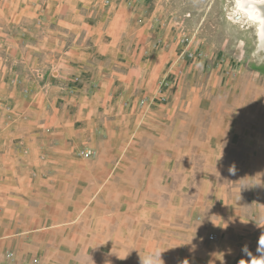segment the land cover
<instances>
[{"label":"rangeland","instance_id":"rangeland-1","mask_svg":"<svg viewBox=\"0 0 264 264\" xmlns=\"http://www.w3.org/2000/svg\"><path fill=\"white\" fill-rule=\"evenodd\" d=\"M106 1L0 6V248L20 264H140L154 247L165 264H249L264 227L254 29L236 0ZM93 60L91 101L72 81Z\"/></svg>","mask_w":264,"mask_h":264},{"label":"crops","instance_id":"crops-1","mask_svg":"<svg viewBox=\"0 0 264 264\" xmlns=\"http://www.w3.org/2000/svg\"><path fill=\"white\" fill-rule=\"evenodd\" d=\"M1 1V0H0ZM5 0H2V2H0V6L1 5H8V3H3ZM7 1V0H6ZM70 3H74V4H78V6L76 8H78V11H82V7L83 5H87V2H89V0H68ZM14 3L13 2V6H14ZM106 3H110V1L108 0V2L106 1ZM4 7V6H3ZM5 11L6 9L3 8ZM2 10L0 11V19H3V18H6V14H5V11ZM7 12V11H6ZM77 12V11H76ZM90 17L92 20H94V7L91 8V12L89 13ZM119 29L117 30H113L111 29L110 31L108 30L107 32H105V34H108V36H115L119 31ZM122 30V29H121ZM94 33V31H93ZM80 75L81 77L79 76H75V77H78L79 80L77 82L74 81V78H73V81L74 82V85L75 86H78L79 87V84L81 85L80 88L78 89L79 92H82V98L83 99H88L90 98L91 101H94V79H96L98 76H103V72L100 70V69H94V60L89 64V65H83V66H80ZM72 79V78H71ZM82 83V84H81ZM89 90V93H90V97H87L85 93H87L86 91ZM84 95V96H83ZM87 114H89L90 116H94V104L92 105V107H90L89 111L87 112ZM93 119V117H92ZM25 142L26 139H24ZM258 230H261V233L260 234H263L264 235V227L261 226V225H258ZM261 236V235H260ZM258 239L259 237L256 238V241L254 240V249H253V255L254 256H258L259 254L257 253L256 249H257V242H258ZM230 254H229V258H230ZM228 255H223V258L224 259H227ZM234 258H236L235 260H243L244 259V255H240V253L236 250L235 253H234ZM0 264H20L18 262V259L16 257H14L13 259L9 258L7 256V254H5V252L0 248ZM25 264V263H24Z\"/></svg>","mask_w":264,"mask_h":264},{"label":"clouds","instance_id":"clouds-1","mask_svg":"<svg viewBox=\"0 0 264 264\" xmlns=\"http://www.w3.org/2000/svg\"><path fill=\"white\" fill-rule=\"evenodd\" d=\"M258 3L264 4V0H258ZM259 15H260L259 12H257V11L253 12V17L259 16ZM221 156H222V152H221L220 157L217 160H219L221 158ZM227 171H228L229 175L235 176L238 172V169H237L236 165L233 163L228 167ZM253 186L264 187V183H262L261 180L259 179V182L254 184ZM237 199L238 200L241 199L240 192L238 194ZM164 251L165 250H162L159 247H154V248L149 249L148 251L145 252V254L143 256H140V264H165V262L162 258V253ZM241 251L250 257L249 264H264V235H261L258 239V242H257L256 251L259 254L258 256H255V257L252 256V253L249 251V248L247 245H244L242 247ZM128 255H129V251L126 252V254L123 258H119V259H122V260L127 259ZM106 264H111V262L110 261L106 262ZM241 264H245V261L241 260Z\"/></svg>","mask_w":264,"mask_h":264},{"label":"bare ground","instance_id":"bare-ground-1","mask_svg":"<svg viewBox=\"0 0 264 264\" xmlns=\"http://www.w3.org/2000/svg\"><path fill=\"white\" fill-rule=\"evenodd\" d=\"M233 9L238 20L246 21L254 29L256 53L264 57V4L258 0H236ZM254 11L260 15L253 17Z\"/></svg>","mask_w":264,"mask_h":264},{"label":"built area","instance_id":"built-area-1","mask_svg":"<svg viewBox=\"0 0 264 264\" xmlns=\"http://www.w3.org/2000/svg\"><path fill=\"white\" fill-rule=\"evenodd\" d=\"M107 2H108V1H107ZM36 23H37L38 25H41V23H42L41 19L36 20ZM28 30H29V27H28ZM78 80H79L78 77H74V81H78ZM24 92H27V89H26V88L24 89ZM143 103H146V100H144ZM87 154H88V153H87ZM210 238H211V239H214L215 236L212 234V235H210Z\"/></svg>","mask_w":264,"mask_h":264}]
</instances>
